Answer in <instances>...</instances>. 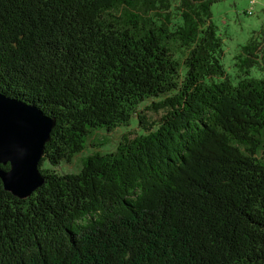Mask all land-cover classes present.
<instances>
[{
	"label": "trees",
	"instance_id": "16d2710c",
	"mask_svg": "<svg viewBox=\"0 0 264 264\" xmlns=\"http://www.w3.org/2000/svg\"><path fill=\"white\" fill-rule=\"evenodd\" d=\"M219 1L0 0V95L54 120L43 184L0 181V264H264V41L233 83Z\"/></svg>",
	"mask_w": 264,
	"mask_h": 264
},
{
	"label": "water",
	"instance_id": "95a60500",
	"mask_svg": "<svg viewBox=\"0 0 264 264\" xmlns=\"http://www.w3.org/2000/svg\"><path fill=\"white\" fill-rule=\"evenodd\" d=\"M54 120L36 107L0 95V181L3 190L23 199L40 187L38 170ZM9 166L8 170L1 167Z\"/></svg>",
	"mask_w": 264,
	"mask_h": 264
},
{
	"label": "rangeland",
	"instance_id": "374dc122",
	"mask_svg": "<svg viewBox=\"0 0 264 264\" xmlns=\"http://www.w3.org/2000/svg\"><path fill=\"white\" fill-rule=\"evenodd\" d=\"M221 0L211 6V22L216 28V33L222 39L224 55L220 62L225 71L232 77L233 83L237 81L235 76L241 71L235 67V57L241 54V49L250 41L262 43L264 41V0ZM248 11L250 13H248ZM264 72L253 66L249 72L250 78L261 79ZM139 134V128L135 121L126 128L116 129L111 133L98 132L87 142L86 150L78 155L71 164L62 163L58 167L61 173H73L79 170L82 160L95 152L106 153L114 151L116 143L123 135ZM103 144L94 147L88 144ZM261 157V155H260Z\"/></svg>",
	"mask_w": 264,
	"mask_h": 264
},
{
	"label": "bare ground",
	"instance_id": "6f19581e",
	"mask_svg": "<svg viewBox=\"0 0 264 264\" xmlns=\"http://www.w3.org/2000/svg\"><path fill=\"white\" fill-rule=\"evenodd\" d=\"M250 1H252V0H250ZM253 2V1H252ZM249 12V11H248ZM2 169V168H1ZM3 170V169H2ZM6 171V170H5ZM20 199V198H19Z\"/></svg>",
	"mask_w": 264,
	"mask_h": 264
},
{
	"label": "built area",
	"instance_id": "2783aa9c",
	"mask_svg": "<svg viewBox=\"0 0 264 264\" xmlns=\"http://www.w3.org/2000/svg\"><path fill=\"white\" fill-rule=\"evenodd\" d=\"M252 3V1H250V4ZM248 13H250V12H248Z\"/></svg>",
	"mask_w": 264,
	"mask_h": 264
}]
</instances>
